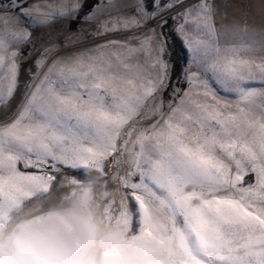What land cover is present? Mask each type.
<instances>
[{
  "label": "snow or ice",
  "instance_id": "1",
  "mask_svg": "<svg viewBox=\"0 0 264 264\" xmlns=\"http://www.w3.org/2000/svg\"><path fill=\"white\" fill-rule=\"evenodd\" d=\"M58 175L169 264H264V0H0V206Z\"/></svg>",
  "mask_w": 264,
  "mask_h": 264
},
{
  "label": "rangeland",
  "instance_id": "2",
  "mask_svg": "<svg viewBox=\"0 0 264 264\" xmlns=\"http://www.w3.org/2000/svg\"><path fill=\"white\" fill-rule=\"evenodd\" d=\"M247 2L217 0L239 7ZM120 201L121 193L111 186L86 177L72 183L61 175L47 190L15 202L4 200L0 264H169L163 233L145 236L147 225L139 210L131 203L121 209ZM47 206L56 211L44 213ZM16 213L38 214L11 228L8 224ZM153 213L168 224L163 209L157 206Z\"/></svg>",
  "mask_w": 264,
  "mask_h": 264
},
{
  "label": "trees",
  "instance_id": "3",
  "mask_svg": "<svg viewBox=\"0 0 264 264\" xmlns=\"http://www.w3.org/2000/svg\"><path fill=\"white\" fill-rule=\"evenodd\" d=\"M95 176V174H93V177ZM84 178V177H82ZM47 210H53V211H56L55 207H45L43 208V211L44 213L47 212ZM58 210V209H57ZM38 213L36 214H33V213H29V214H23V213H16L13 215V217L11 218V221L9 222V226L11 228H15L17 227L20 223H22L23 221H28L31 217L33 218V216L37 215ZM9 228V229H11ZM9 231V230H8ZM98 264H101L99 261H98Z\"/></svg>",
  "mask_w": 264,
  "mask_h": 264
},
{
  "label": "crops",
  "instance_id": "4",
  "mask_svg": "<svg viewBox=\"0 0 264 264\" xmlns=\"http://www.w3.org/2000/svg\"><path fill=\"white\" fill-rule=\"evenodd\" d=\"M42 194V193H41Z\"/></svg>",
  "mask_w": 264,
  "mask_h": 264
}]
</instances>
